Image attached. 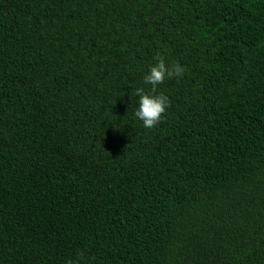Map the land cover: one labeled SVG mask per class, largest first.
I'll return each mask as SVG.
<instances>
[{
  "label": "trees",
  "instance_id": "obj_1",
  "mask_svg": "<svg viewBox=\"0 0 264 264\" xmlns=\"http://www.w3.org/2000/svg\"><path fill=\"white\" fill-rule=\"evenodd\" d=\"M81 251L264 264V0H0V264Z\"/></svg>",
  "mask_w": 264,
  "mask_h": 264
},
{
  "label": "clouds",
  "instance_id": "obj_2",
  "mask_svg": "<svg viewBox=\"0 0 264 264\" xmlns=\"http://www.w3.org/2000/svg\"><path fill=\"white\" fill-rule=\"evenodd\" d=\"M154 60L156 62L150 66L148 73L143 77L144 83L151 86L150 89L146 91L143 87H139L135 90L139 103L134 114L148 129L161 123L163 114L170 107L168 96L157 93L158 86L166 79L181 78L185 73V68L179 62L168 64L161 54H157ZM84 255L83 251L78 252L77 257L69 259L66 264H81Z\"/></svg>",
  "mask_w": 264,
  "mask_h": 264
}]
</instances>
